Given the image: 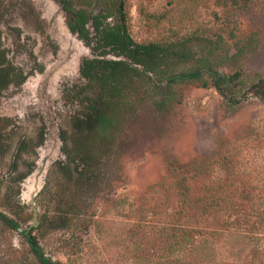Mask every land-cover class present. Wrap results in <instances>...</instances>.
Instances as JSON below:
<instances>
[{"label":"rangeland","instance_id":"1","mask_svg":"<svg viewBox=\"0 0 264 264\" xmlns=\"http://www.w3.org/2000/svg\"><path fill=\"white\" fill-rule=\"evenodd\" d=\"M124 3L135 41L212 47L222 71L264 76V0ZM0 36L15 65L44 67L0 94V210L14 216L9 205L17 200L25 218L17 230L0 225V264H39L21 230L33 222V207L38 215L52 211L51 201L36 205L35 198L52 163L63 158L61 130L80 110L64 97L63 88L83 83L80 64L92 52L69 30L59 0H0ZM238 44L245 47L226 57ZM150 87L133 91L134 104L103 158L99 185L87 193V213L69 229L39 236L45 253L62 264H264V100L250 97L230 107L211 83L184 81L159 108ZM42 127L45 139L36 156L26 154L19 161V169L31 159L36 167L17 193L15 147L21 139L36 145ZM58 183L59 176L50 190ZM184 187L192 199L218 192L223 209L180 214ZM229 203L235 209L226 208ZM179 223L196 237L182 252L172 253L167 231Z\"/></svg>","mask_w":264,"mask_h":264},{"label":"trees","instance_id":"2","mask_svg":"<svg viewBox=\"0 0 264 264\" xmlns=\"http://www.w3.org/2000/svg\"><path fill=\"white\" fill-rule=\"evenodd\" d=\"M59 3L69 30L91 49L92 54L80 64L83 83L63 88L64 97L76 101L80 110L70 115L69 128L61 130L59 137L63 158L52 163L35 198L36 205L43 204L46 198L51 201L52 211H43L35 225L28 224L21 230L29 251L39 264H62L45 253L39 236L49 229H69L78 217L87 213V193L96 190L99 185L103 158L111 148L124 113L134 104L131 97L137 88L147 84L153 87L157 96L154 101L159 108L174 98V86L184 81H199L203 85L211 83L230 107L250 97L264 100V76L258 72L245 75L222 71L217 67L220 62L215 48L195 50L189 41H135L127 26L124 0H89L86 4L59 0ZM91 6L92 9L87 8ZM244 47L236 45V52L231 56L226 54V57H233ZM43 69V66L38 67L39 71ZM31 73L33 70L25 73L15 65L8 58L7 49L0 45V94L11 86L20 87ZM43 129L45 127L37 134L36 145L21 139L15 147L12 181L18 185L17 193L20 192V184L36 167V160L31 159L23 160L25 166L19 169V161L26 154L36 156V146L45 139ZM3 149L0 148L1 153ZM57 176L59 183L51 191V181ZM180 196L182 209L179 213L182 215L190 213L194 217L196 214L220 211L224 207L221 204L223 197L218 192L192 199L184 187ZM9 208L14 216L0 210V225L17 230L25 219L23 205L16 200ZM226 208L235 209V206L229 203ZM31 214L28 220L32 218ZM236 223L242 224L238 216ZM167 237L170 251L176 253L194 243L196 235L187 224L179 223L169 228Z\"/></svg>","mask_w":264,"mask_h":264},{"label":"flooded vegetation","instance_id":"3","mask_svg":"<svg viewBox=\"0 0 264 264\" xmlns=\"http://www.w3.org/2000/svg\"><path fill=\"white\" fill-rule=\"evenodd\" d=\"M74 34H75V33H74ZM0 39H1V36H0ZM28 53H29L30 55H33V53H32L31 50H30ZM37 65H38V66H37ZM40 66H41L40 64H36V62H35L34 66H32V68H30L29 70H25V69H23L21 66H20V67L24 70L25 73H27V72H29V71H31V70H33V73H35V72H42V71H39V70H38V67H40ZM43 70H44V69H43ZM33 73L29 74V75L27 76V78H28L30 75H32ZM27 78H26V79H27ZM26 79H25V81H26ZM25 81H24V82H25ZM24 82H23V83H24ZM23 83H22V84H23ZM10 88H12V86H11ZM10 88H9V89H10Z\"/></svg>","mask_w":264,"mask_h":264},{"label":"water","instance_id":"4","mask_svg":"<svg viewBox=\"0 0 264 264\" xmlns=\"http://www.w3.org/2000/svg\"><path fill=\"white\" fill-rule=\"evenodd\" d=\"M33 212H34V220L33 222L30 224V226L35 225L37 223V219H38V213H37V209L36 207H33Z\"/></svg>","mask_w":264,"mask_h":264}]
</instances>
